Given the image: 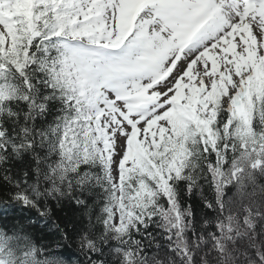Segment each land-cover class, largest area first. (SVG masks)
Instances as JSON below:
<instances>
[{"label": "snow or ice", "instance_id": "1", "mask_svg": "<svg viewBox=\"0 0 264 264\" xmlns=\"http://www.w3.org/2000/svg\"><path fill=\"white\" fill-rule=\"evenodd\" d=\"M0 264H264V0H0Z\"/></svg>", "mask_w": 264, "mask_h": 264}]
</instances>
